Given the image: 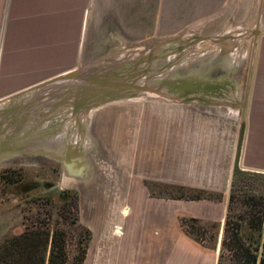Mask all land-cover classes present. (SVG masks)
<instances>
[{"label": "rangeland", "instance_id": "rangeland-1", "mask_svg": "<svg viewBox=\"0 0 264 264\" xmlns=\"http://www.w3.org/2000/svg\"><path fill=\"white\" fill-rule=\"evenodd\" d=\"M134 7L137 18L129 25L128 19L107 17L111 12L96 16L92 0L78 65L84 80L67 83L73 87L60 81L42 88L23 128L8 130L14 153L5 157L13 162L0 161V172L9 165L16 171L3 177L21 181L0 188V248L32 228L63 230L67 264H73L85 228L97 238V222L118 218L124 206L132 211L140 206L131 190L137 175L146 177L152 198L192 203L186 197L203 193L226 202L223 222L198 223L202 242L220 257L235 169L252 171L243 166L242 154L254 63L264 34V0H138ZM86 86L105 90L103 105L78 116L74 105L66 108L72 115L60 114L66 104L54 108ZM5 133L0 130V137ZM33 135L41 137L36 146ZM70 144L90 160L85 178L65 173L61 158ZM39 148L42 155L27 156ZM38 182L41 188L31 190ZM242 182L230 214L244 222L239 217L247 208L243 195L264 191V177L245 175ZM59 190L71 192L70 204L61 203ZM225 254L224 264H238L233 250Z\"/></svg>", "mask_w": 264, "mask_h": 264}, {"label": "crops", "instance_id": "crops-1", "mask_svg": "<svg viewBox=\"0 0 264 264\" xmlns=\"http://www.w3.org/2000/svg\"><path fill=\"white\" fill-rule=\"evenodd\" d=\"M137 1L96 0V16L103 18L105 11L111 12L107 17L128 19L131 25V19L137 18ZM106 3L112 5L106 8ZM91 4L92 0H0V130L6 131L0 137L1 148L13 146L7 132L23 128L29 111L35 107L38 91L60 81L31 88L83 62ZM253 76L242 159L245 168L264 172V34ZM63 81L67 85L73 80ZM72 98L73 94H68L54 108L66 104L60 114L72 115V109L66 110L73 106ZM32 124L34 130L35 121ZM36 139L39 142L41 137L32 136L33 146ZM46 141L51 143V138ZM35 153L42 155L40 148ZM6 162L13 160L7 158ZM136 178L131 190L135 188L140 206L134 211L132 206H124L118 218L96 223L101 234L92 237L83 264H217L219 251L188 235L180 217L223 222L226 202L152 198L144 185L146 177ZM91 224L88 225L93 230L95 225Z\"/></svg>", "mask_w": 264, "mask_h": 264}, {"label": "trees", "instance_id": "trees-1", "mask_svg": "<svg viewBox=\"0 0 264 264\" xmlns=\"http://www.w3.org/2000/svg\"><path fill=\"white\" fill-rule=\"evenodd\" d=\"M16 170H9L8 172ZM245 175L254 177H264V173L253 171H242L235 169L232 192L230 196L229 212L225 221L221 253L218 264H224L225 252L234 251V259L238 264H264V191H256L243 195L244 203H247L245 216L240 215L243 220H232L230 212L234 210V205L239 199V192L243 191L242 182ZM20 179H15L12 175L4 178L3 186L17 185ZM63 199L61 203L68 205L74 199L71 195ZM191 200H215V198L205 196L203 193L195 197H186ZM77 197L75 206L78 209ZM256 204H253L255 203ZM259 206V209L257 208ZM237 210V209H236ZM241 210V208H240ZM239 211V210H238ZM242 212V211H241ZM206 222L192 216L180 217V223L184 231L198 242H202L201 234L203 228L198 223ZM216 226L217 223H212ZM200 234V236H199ZM65 232L63 230H41L38 227L24 231L20 235L7 239L0 248V264H67L68 256L65 250ZM92 232L85 228L79 238V254L75 257L73 264H83L88 253ZM205 245V244H204ZM210 247L211 246H207ZM215 248V247H212ZM48 249H50L48 251Z\"/></svg>", "mask_w": 264, "mask_h": 264}, {"label": "water", "instance_id": "water-1", "mask_svg": "<svg viewBox=\"0 0 264 264\" xmlns=\"http://www.w3.org/2000/svg\"><path fill=\"white\" fill-rule=\"evenodd\" d=\"M260 17H261V9L259 12V17H258L259 20H260ZM63 80H79V81L82 80L83 81L84 79L81 76L79 69L74 68L70 71L65 72L64 74L58 75L54 78H51L50 80H47L46 82L38 84L37 86L31 89L34 90V89L42 88L43 86H46L50 83H55V82L63 81ZM108 84L115 85V83H108ZM67 85L69 87H73L70 84H67ZM76 88L80 89L81 87L76 86ZM94 91H97L96 95H93ZM104 91L90 90L87 86L82 91L77 90V93L73 95V105L75 109V114L78 116L83 112L84 113L87 112L93 107L94 108L100 107L101 106L100 104L104 102V98H105ZM248 93L249 92H247L245 103H244L245 107L247 106ZM112 97L115 98L116 96H112ZM13 151L14 150L10 148L0 147V161H2V159L7 158L5 156H8L14 153ZM61 160L64 164L65 173L68 176H71L74 178H85L88 175L89 169L91 166L90 160L79 148H77V146L69 145L66 153L64 154V157H62ZM253 171H258V170H253Z\"/></svg>", "mask_w": 264, "mask_h": 264}, {"label": "flooded vegetation", "instance_id": "flooded-vegetation-1", "mask_svg": "<svg viewBox=\"0 0 264 264\" xmlns=\"http://www.w3.org/2000/svg\"><path fill=\"white\" fill-rule=\"evenodd\" d=\"M33 154H35V156L37 155L34 151L33 152H31L29 155H27V156H32V157H34L33 156ZM4 162V164L5 163H7L5 160L3 161ZM8 164V163H7ZM6 167V166H5ZM9 168V169H8ZM9 170H14V169H12L9 165H7V167H6V169L3 171V172H0V188H1V186H2V178H4L3 176H5L7 173H8V171ZM14 172V171H13ZM21 181V180H20ZM20 181H18L19 183H17V184H20ZM37 184H39V186L38 185H36V186H33V187H31L32 186V183H30V184H28V187H31V190H35V188H41L40 186V182H38ZM47 184V182H44V183H42V185H46ZM34 185H35V183H34ZM52 187H55V185L53 184L49 189H52ZM148 188V187H147ZM55 192V191H54ZM56 192H58L59 193V195L61 196V198L62 199H67L68 198V195H69V193L70 192H68V191H66V190H59V191H56Z\"/></svg>", "mask_w": 264, "mask_h": 264}]
</instances>
